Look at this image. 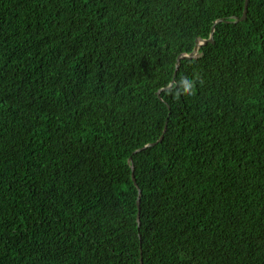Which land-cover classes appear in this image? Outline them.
<instances>
[{"label": "trees", "instance_id": "1", "mask_svg": "<svg viewBox=\"0 0 264 264\" xmlns=\"http://www.w3.org/2000/svg\"><path fill=\"white\" fill-rule=\"evenodd\" d=\"M245 2L0 0V264H264Z\"/></svg>", "mask_w": 264, "mask_h": 264}, {"label": "water", "instance_id": "2", "mask_svg": "<svg viewBox=\"0 0 264 264\" xmlns=\"http://www.w3.org/2000/svg\"><path fill=\"white\" fill-rule=\"evenodd\" d=\"M248 3H249V0H246V2H245V9H244V13H243V15H242L241 17H235V21L244 20V19L247 17ZM225 20H226V19L220 18V19H218L216 22L225 21ZM226 21H228V20H226ZM213 32H214V27H213V29H212V34H211L210 38H208V39L198 38V39L196 40V45H195V47H194V49H193V51H192L191 53H189V54H188V53H183V54H180V55L178 56V58H177V68H176V72H177V70H178V68H179L180 61H181L183 58H186V57H188V58H194V57L199 56V54H200V53H199V50H200V47H201L202 45H204V44H206V43H208V42H214V35H213ZM171 85H172V83L168 86V88L171 87ZM158 94H160V90L158 91ZM166 130H167V125L165 126V128H164V133L161 135L160 139H158V140L155 141V142L149 143V144H147V145L144 146V147H141V148L137 149L136 152H138V151H140V150H142V149H144V148H146V147H148V146L155 145V144H157L159 141H162V139L164 138V134H165ZM129 162L131 163V166H132L133 171H134V163H133V159H132V157L129 158ZM133 178H134V180L136 181L134 174H133ZM141 192H142V190L139 189V193H140V195H141ZM138 203L140 204V197L138 198Z\"/></svg>", "mask_w": 264, "mask_h": 264}]
</instances>
